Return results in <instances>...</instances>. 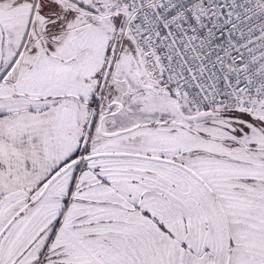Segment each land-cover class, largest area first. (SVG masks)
Wrapping results in <instances>:
<instances>
[{"label": "snow or ice", "instance_id": "obj_1", "mask_svg": "<svg viewBox=\"0 0 264 264\" xmlns=\"http://www.w3.org/2000/svg\"><path fill=\"white\" fill-rule=\"evenodd\" d=\"M0 264H264V0H0Z\"/></svg>", "mask_w": 264, "mask_h": 264}]
</instances>
